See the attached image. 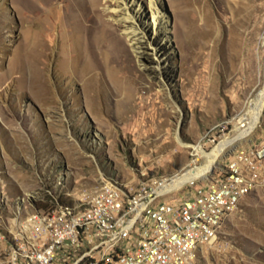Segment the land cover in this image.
<instances>
[{
    "label": "rangeland",
    "instance_id": "rangeland-1",
    "mask_svg": "<svg viewBox=\"0 0 264 264\" xmlns=\"http://www.w3.org/2000/svg\"><path fill=\"white\" fill-rule=\"evenodd\" d=\"M108 1L0 0L1 226L14 225L27 193L37 206L73 204L106 177L136 187L184 174L207 163L194 146L209 153L252 119L264 90V0H157L158 36L149 0H125L137 19L121 23ZM136 22L148 26L143 42L166 48L161 60L127 35ZM246 157L263 185L194 264H264V110L217 161Z\"/></svg>",
    "mask_w": 264,
    "mask_h": 264
},
{
    "label": "built area",
    "instance_id": "built-area-1",
    "mask_svg": "<svg viewBox=\"0 0 264 264\" xmlns=\"http://www.w3.org/2000/svg\"><path fill=\"white\" fill-rule=\"evenodd\" d=\"M246 160L217 161L168 193L163 187L183 174L141 179L136 187L106 177L79 201L45 209L36 192L27 193L16 201L14 225H0V264H194L241 200L263 185L259 165Z\"/></svg>",
    "mask_w": 264,
    "mask_h": 264
},
{
    "label": "bare ground",
    "instance_id": "bare-ground-1",
    "mask_svg": "<svg viewBox=\"0 0 264 264\" xmlns=\"http://www.w3.org/2000/svg\"><path fill=\"white\" fill-rule=\"evenodd\" d=\"M99 1L100 0H91L94 7ZM124 2L125 0H109L108 3L110 4V6L108 7L107 11L112 15V17L115 18V20L119 21L120 23L122 21L136 20L137 12L131 10V8L128 6L126 7ZM149 9H150V12L152 13V19H153L152 23L154 25L153 32L155 36H158L159 28L162 27L163 23L160 19L161 9L157 3V0H149ZM124 14L126 16H124ZM137 23L139 22H136V24H131L127 26L125 25V31L127 35L131 37V40L136 45L140 46V45L145 44L147 45V47L152 48L153 53L156 56H159V60H161V57L164 55L163 51H166L165 50L166 48L161 43H158V44L155 43L156 40L152 38H148L145 40V42H143L141 39V36L143 37L144 35V37H147L146 29L148 28V26L143 24L142 27H140L138 26ZM164 29H167V28L165 27ZM263 110H264V90L261 93L260 97H258L255 100V106L252 109V119L247 124L246 128L242 129L236 137L228 138L227 140L222 141L218 146H216L209 153H205L201 145L194 146L195 151L198 155H202L207 158V163L199 167L191 168L188 171H186L183 175L172 179L170 183L166 184L163 187L162 193H168L171 190L177 189L181 187L183 184H185L186 182L193 180L194 178L202 176L206 174L207 172H209L213 168L217 160L219 159L220 155L224 152V150L229 145L233 144L235 141H237L240 138L246 137L248 134H250L254 130V128L257 126L258 119L262 115Z\"/></svg>",
    "mask_w": 264,
    "mask_h": 264
},
{
    "label": "trees",
    "instance_id": "trees-1",
    "mask_svg": "<svg viewBox=\"0 0 264 264\" xmlns=\"http://www.w3.org/2000/svg\"><path fill=\"white\" fill-rule=\"evenodd\" d=\"M57 201L60 202V203H65L62 199H58ZM38 208L39 209H45L46 208V204H39Z\"/></svg>",
    "mask_w": 264,
    "mask_h": 264
}]
</instances>
